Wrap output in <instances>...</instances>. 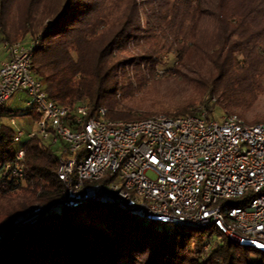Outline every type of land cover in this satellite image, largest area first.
Instances as JSON below:
<instances>
[{
    "label": "trees",
    "instance_id": "1",
    "mask_svg": "<svg viewBox=\"0 0 264 264\" xmlns=\"http://www.w3.org/2000/svg\"><path fill=\"white\" fill-rule=\"evenodd\" d=\"M1 39L36 43L33 73L59 105L103 106L110 120L202 107L209 117L220 110L264 123V0H0ZM165 83L174 99L146 96ZM0 122L1 165L13 157L14 130ZM24 148L28 182L0 183V264H264L263 253L216 230L169 233L116 207L133 222L78 206L11 227L56 203L62 188L54 145L35 135Z\"/></svg>",
    "mask_w": 264,
    "mask_h": 264
},
{
    "label": "built area",
    "instance_id": "2",
    "mask_svg": "<svg viewBox=\"0 0 264 264\" xmlns=\"http://www.w3.org/2000/svg\"><path fill=\"white\" fill-rule=\"evenodd\" d=\"M0 43L7 54L0 62V107L22 91L28 96L24 113L39 115L37 130L14 131L17 147L0 165V183L28 182L24 145L38 135L59 155L61 194L49 213L111 204L169 233L209 228L264 254V123H246L234 113L216 119L202 107L197 114L110 120L103 106L91 112L85 102L59 105L33 73L36 43ZM41 209L13 225L33 223Z\"/></svg>",
    "mask_w": 264,
    "mask_h": 264
},
{
    "label": "rangeland",
    "instance_id": "3",
    "mask_svg": "<svg viewBox=\"0 0 264 264\" xmlns=\"http://www.w3.org/2000/svg\"><path fill=\"white\" fill-rule=\"evenodd\" d=\"M256 2H260L261 0H255ZM6 51L2 48V45L0 43V62L3 61L6 58ZM241 60V59H240ZM243 60V59H242ZM255 61V60H253ZM170 62V60H169ZM264 80V77H263ZM171 90H173L167 83L165 84H152L149 88L148 93L146 96L151 99H164L170 101L171 99H174L171 93ZM28 100V96L25 92L22 91H16L9 100L5 103V106L0 109V116L2 118V121L8 125L14 130L19 131L23 130L25 133L30 131L37 130V126L32 119V116L30 114L24 113V110L26 109V102ZM201 107V105H198ZM257 109H264V94H259V98L257 101ZM223 111L217 110L214 114V117L216 119H219V117L223 114ZM234 114H237L242 118L241 115H239L236 112H232ZM253 113V112H252ZM13 121V123H11ZM17 147L16 144H14V149ZM57 151V146H54ZM58 153V151H57ZM99 209L107 216H114L117 217L123 221H127L132 223L133 221L130 220V216L123 212H116L115 208L111 204H102L99 202H88L84 203L81 206L77 208L78 211L82 212L85 210H95ZM60 210V208L58 209ZM138 224L141 222L140 219H136Z\"/></svg>",
    "mask_w": 264,
    "mask_h": 264
},
{
    "label": "water",
    "instance_id": "4",
    "mask_svg": "<svg viewBox=\"0 0 264 264\" xmlns=\"http://www.w3.org/2000/svg\"><path fill=\"white\" fill-rule=\"evenodd\" d=\"M51 204H52V203H51ZM49 205H50V204H49ZM49 205H48V206H49ZM38 206L42 207L43 205H42V206H41V205H38ZM48 206H43V209H41L40 212H38V214H37V216H36L35 219H37V217L39 216V214H40L43 210H47V211H48ZM35 207H37V206H34L33 208H35ZM33 208L29 209V210H28L27 212H25V213H22V214L17 215V216L15 217V219L13 220V222H12V224H11V227L18 228V227H21V226H23V225H25V224H29V223L27 222V223L19 224L18 226L13 225L14 221L16 220V218H17L18 216H20V215H25V214L30 213V212L32 211ZM0 229H3V232L1 233V238H2V234L5 232V229H4V228H0Z\"/></svg>",
    "mask_w": 264,
    "mask_h": 264
}]
</instances>
